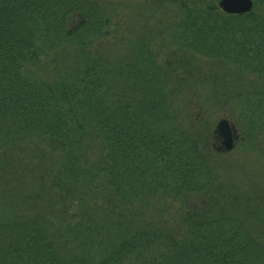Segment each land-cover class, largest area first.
<instances>
[{"label": "trees", "instance_id": "trees-1", "mask_svg": "<svg viewBox=\"0 0 264 264\" xmlns=\"http://www.w3.org/2000/svg\"><path fill=\"white\" fill-rule=\"evenodd\" d=\"M185 1L141 4L176 6L152 33L171 68L95 0H0V264H264V196L238 216L248 194L219 182L209 122L228 113L233 146L264 135V0Z\"/></svg>", "mask_w": 264, "mask_h": 264}, {"label": "rangeland", "instance_id": "rangeland-1", "mask_svg": "<svg viewBox=\"0 0 264 264\" xmlns=\"http://www.w3.org/2000/svg\"><path fill=\"white\" fill-rule=\"evenodd\" d=\"M95 1L97 3L100 2V5L102 7L104 6L103 7L104 11L106 13V16L108 17V24H109V30L108 31L109 32L116 31V33H118V35H121V31L123 30L127 34V40H133L134 42L139 40L140 38L145 40V41L149 40L152 37V33H153L154 29L156 27H158L159 24L163 25V26H166V25L170 26L174 20L172 18V13L176 10V6L168 4L169 2H166V4L164 3L163 7H160L161 9L165 10V12H163V14H160V12H157V11H156V13L153 12V9L155 7L150 6L151 8H149V7L144 6V5H142V7H141V4H144L145 0H95ZM158 1L159 0H157V3H158ZM194 1L195 0H186L185 6L187 4L193 5ZM220 1L221 0H209L210 5L213 3L216 6L217 10H220L218 7V3ZM197 2H195V3H197ZM178 6L181 7L183 5L178 4ZM252 8H253V4H252ZM252 8H251V10H252ZM142 10L144 11L143 13L141 12ZM124 11H128L129 15L125 20H123L121 22L120 20H121V18H123V15H121V14ZM144 13L151 14L153 19L144 20V18H143ZM222 13H224V12H222ZM244 14H246V13H244ZM161 16H166V17H161ZM173 17L175 18V16H173ZM178 17H180V16H178ZM138 19L143 20V22H141V25H140L142 27L139 29H143V31L150 33V35H148L146 37H141L138 34V31H140V30L136 29V28L139 27V23H137L135 21ZM162 19H167V20H162ZM175 20H178V18H176ZM148 23H150V27L148 26ZM136 25H138V26L136 27ZM147 28L150 30L147 31ZM113 29H114V31H113ZM147 37H148V39H147ZM124 39H126V38H124ZM105 41L107 43H114L115 42V40L111 36H108L105 39ZM149 41H148V43H149ZM166 43H168V40H166V42H165L162 37H161V39H157V38L152 37L149 45H150V48L152 49L153 53L156 55L155 58H157V61L159 60L158 63L166 62L169 65V67L174 68L175 64L171 63V61H174L175 59H179L178 57H180L181 55L178 54L175 51V49H173L174 47H172V48L166 47L167 46ZM170 53H172V54H170ZM161 55H163L164 57H162ZM202 65H206L208 67L207 63L206 64L203 63ZM187 66H188V64H186V67ZM213 66L216 67L215 64ZM180 67L181 66H179L178 68H180ZM175 68H176V66H175ZM236 72L237 71H235V73ZM179 73L181 74V72H179ZM179 73H176V74L179 75ZM242 75H243L242 79H240L239 77L235 78V80L233 82L234 85L237 86L238 89H242V88H244L245 90L252 89L251 86L254 85V78L251 75H249L248 73L246 74L245 72ZM235 77H236V74H235ZM226 106L229 107L230 103H228ZM226 110H228V108ZM225 115H227V117H228V113H221L218 111H216V112L212 111L209 114V122L211 123V126L213 127V129L215 128V132H216V126H217L218 122H220V120L223 119L225 117ZM225 119L229 120L228 118H225ZM236 119H237L236 115L232 114V118H230V122L233 121L234 123H236ZM178 122L181 126L184 125V123H185L184 117L179 118ZM193 126H195V125L193 124ZM235 132H236V139L234 142H236V143L233 146L232 150L227 152V153H224L222 151L223 149L221 148L222 150L219 152L221 154H223V156L218 157V159H219L218 161H212V162L215 163V166H217L221 169V171L218 172L219 182L222 181L223 176L225 179L230 178V183H232L231 186H233L232 189L236 188L237 190L244 191L248 194V195H246V198H243V199L238 198L239 201L243 200L242 205H240V207H239L240 211H238V213H240V214L238 216H242L245 221L250 222L249 221L250 220L249 219V212L254 209L253 208L254 206L256 208L262 203L261 199L264 196V181L262 180V177L259 174L262 171L261 170V164L264 163V157L262 156V154L264 153V135H259L258 138L256 137V139L252 140V143H250V141H245L242 134L238 133V135H237V129H235ZM254 141H256V144H254L255 143ZM207 142H208V140H207ZM209 146L211 147L210 149H209ZM213 147H214V145L207 144L206 150L203 149L204 152H206V151L209 152V154H208L209 158H211L212 156H213V158L217 157V156H214V154L212 152L214 149ZM262 147H263V149H262ZM235 164H237V168H234ZM222 172L224 173V175H222ZM247 172H249V173H247ZM230 189H231V187H230ZM230 193H231V191H230ZM226 196H228V195H226ZM248 199L250 201H253V202H247V204H249V206L251 207V210H248L246 213H244V211H243L244 206L243 205L245 204V201ZM231 213L232 212L229 211V214H231Z\"/></svg>", "mask_w": 264, "mask_h": 264}, {"label": "water", "instance_id": "water-1", "mask_svg": "<svg viewBox=\"0 0 264 264\" xmlns=\"http://www.w3.org/2000/svg\"><path fill=\"white\" fill-rule=\"evenodd\" d=\"M219 9L231 15H241L250 12L252 8L251 0H221L218 3ZM216 132L221 139V146L224 151H230L233 148V133L226 120H221L216 126Z\"/></svg>", "mask_w": 264, "mask_h": 264}]
</instances>
